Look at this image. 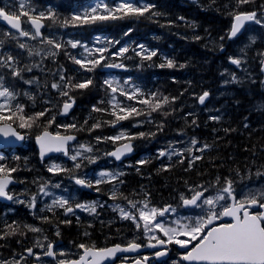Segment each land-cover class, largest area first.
<instances>
[{
    "label": "rangeland",
    "instance_id": "rangeland-1",
    "mask_svg": "<svg viewBox=\"0 0 264 264\" xmlns=\"http://www.w3.org/2000/svg\"><path fill=\"white\" fill-rule=\"evenodd\" d=\"M32 1L34 2V0ZM191 1L186 0V2ZM202 1L203 0L197 3L200 8H205L207 5L215 4V6L218 7L220 11L222 9L220 5H217V0H207V3ZM24 2V10H28L26 5L28 1L24 0ZM19 4L20 0H7L0 4V8H4L6 11L19 13ZM90 4L91 3L83 7L78 6L76 11H73L71 4H68L67 0H45L39 13L43 12L45 13V16H47L50 11L55 12L56 10V12H59L60 15L65 13L66 16L70 17L73 13L83 12L85 9L90 8ZM238 8L240 10L239 12L258 11L260 14L259 19L264 21V0H250L249 3L238 4ZM221 14L226 16L228 20V16L232 14V9L227 10L226 14L221 11ZM196 15L199 16V13ZM129 18L130 17H126L123 21L109 20L102 23L108 24L114 28L110 30L111 33L109 35L110 38L113 39L111 44H104L101 40L104 38L105 34L99 35V33L96 31V34H98L96 38H100L98 39L99 41H93L92 44L95 46V48L107 47L109 53H104L108 59L103 61L101 65L97 66L92 72L81 69L80 65L75 64L70 58V56H74L78 59L89 58V56L84 57L81 55L83 52L81 47L73 49L66 43V41L70 39L74 40L70 37V32L67 31L66 28H62L60 31L56 30L48 37V39H55L64 45V47L59 50L54 49L47 43H44L39 47L41 52L38 51V54L36 55L35 48L33 47L35 39H32L31 36L23 37L15 35L16 44L15 48L13 49L8 48L7 45L3 43L0 44V56L6 57L7 55H12L15 57L14 62L17 68L20 67V69H32L28 72L27 70L22 71L21 77H26V79L13 76L11 68L10 75L8 77L0 75L3 77L4 86L16 93L14 105H23L25 115H33L40 111H47V115L37 121L36 126H33L31 129H19L25 132H30L31 138H34L41 130H43L42 126L46 124L48 120L52 119V117H55V122L51 125L49 130L54 132L59 131L60 133L77 131L81 134L82 140L74 148L71 155H74L79 151L82 153L81 156L91 157L95 161L94 163L90 162L89 159L85 161H79V157L76 161H73L70 159L71 155L67 157L64 154H61L58 156L59 158L53 157V160L43 163L36 156L35 149L31 145L32 143H29V145L26 144L25 147L19 151L9 152L5 155L6 162L3 164L9 168H15L16 171L18 168H25V171L28 172L27 174H29H25L26 177L23 178L24 185L21 188L16 189V192L18 193L16 196L19 198V200L24 201V203H18L25 205L24 208L26 209V213L22 215L21 220L24 225H31L42 229V231L38 233L31 231L32 234L28 241V243L32 240L34 241V246L36 248L31 247L34 253L32 256H35L37 259H39V256L43 253V251L46 252L47 246L49 243H51L52 239H55V241H62L63 243L61 245L68 243L64 239L60 240V237L63 234V229H65L67 225L64 222H60L58 220L59 213H65V210L63 208H57L58 210L54 208L52 211H49L46 205L51 204L53 199L59 198L61 196L68 199L69 201L72 199L81 198L82 192L79 188L75 187L76 185L73 182L69 181L70 176L87 178L94 182L96 179H100L99 174L101 172H110L114 174L129 173L128 188L129 194H131L133 197H129L126 201L128 206L131 207L129 201L135 202L136 209H134V211L138 216L137 210L143 207L144 202L148 203L149 208L155 207L157 209H163L166 205L173 204V209H175V212H171V214L168 213L169 215L165 218L157 217L158 220L164 221L166 226L172 227H175L174 222L177 220L183 223L188 217L194 218L203 214L204 210L201 208H197L196 210L182 209L183 202L181 197L183 196L185 198H191L195 191H202V189L199 187L200 185H209L208 187H205L208 189L215 187L219 188L224 185L225 179H231L233 181V188L235 189L238 198H240L242 192H247L249 189L264 190V169H248L245 173L240 171L230 175H220L218 176L220 179L219 185H216V180L218 177L209 181L206 176L198 178L195 180V182L186 183L177 180L173 182L172 187L169 189L166 185H164L167 180L155 182V184L150 186L146 184L147 176L152 175L153 177H156L157 175H161L167 171L170 172L174 169L192 171L194 169L201 168L200 164L202 160L208 164L209 158L212 156L210 155L211 152L217 148L213 140H218L219 137L223 138L225 136V134L222 133L224 132V126L218 127V130L215 131L214 124H217L220 120H223V123L228 121V116L232 115L233 113L232 100H237L236 97L239 94H248L250 96V99L246 100L244 106H247L249 102L258 101V110L264 109V104L261 103L264 102V74H262V65L264 62V24H255L251 26L249 31L242 39L238 41H231L229 42L228 46H222L218 44L219 50L213 51L214 57L217 59L219 66V69L217 70L218 79L215 82L211 81L207 83L199 78V76H194L186 69L185 65L181 67V62L175 61L174 54L171 53V51H166V56H170L175 64V67L169 68L168 70H170V72L180 73L179 80L181 82H184L185 80H191L192 82L194 81L193 84H190L187 86V88L183 89V99L181 98L180 100H172L170 96L164 93L161 87H158L155 84L147 87L149 79L153 77V73H147L143 75L139 72L140 67L136 68L134 74L129 70H124V67L123 70L122 68H118L119 72L116 68L114 71H107L105 69L107 68L104 66L105 64L115 63L112 57L114 55V50L117 48L120 50L122 47H135L136 51H142L140 46L143 45V48L147 49L149 52L151 50H155V48L149 47L146 43L141 42L142 39L135 41L136 34L138 32L136 30L132 31V25L129 27H118L119 24L126 22V19L129 21ZM233 20L230 24L231 26L233 24ZM47 21L50 24H62L58 18L47 19ZM132 21L135 22L134 18ZM134 25L137 27L139 24L134 23ZM27 31L34 34V31L30 28H28ZM229 32L230 30L228 31V35ZM5 33L6 32L0 28V41L2 40ZM116 41H119V43H115ZM220 42H222V40H220ZM20 44H25L26 47L20 48ZM86 46L89 50L90 48H93L89 45ZM52 51H56L57 55L54 57L48 55V53ZM144 53L147 55V52ZM123 56L125 55L123 54ZM159 57L161 58L160 55ZM91 58H95L94 53ZM231 58L240 59L242 61L241 65L237 66L232 64L230 62ZM167 59H169V57H164L163 60L165 63ZM32 64H34V66ZM37 67H40V70ZM4 70H8V68H0V71ZM61 74H63L66 79H71L73 84L82 82V80L84 81L90 77L94 83H92V85L86 89H72L70 91V96L75 98V94L86 91L90 88L93 91L90 94L93 100L91 102V106L88 107H85L84 104H80L74 115L68 119L58 118V110L60 105H62L69 98L66 96H61L57 89L51 87L53 83L63 84V82L60 81ZM70 74H73V76ZM233 76L236 77L235 81L232 79ZM133 78H137L138 83L133 80ZM29 80L33 81V83H26V81ZM105 80H111L113 82V87L118 89L123 88L128 92H132L134 87L139 89V92L142 95L138 94L137 100L132 101L129 106H135L138 109L150 111L147 106L139 104L138 100L142 98L151 99L153 96L155 97L154 100L157 101H163V98L167 97L169 103L162 104V107L157 111H151L150 116L141 115L138 117H132L128 120L119 121L115 124V126H113L111 123H108L114 119V117L109 114L111 111L109 101L112 100V97L110 96L112 92L104 83ZM129 80H131L130 83H125V81ZM153 81L155 80L153 79ZM23 89H27V95L23 93ZM204 92H208L211 95V100L206 106H200L199 97L203 95ZM31 94L33 95V98L30 99V97H32ZM115 96L118 100V95L116 94ZM119 97L122 100H127V98L124 96L120 95ZM76 98L78 99V97ZM22 101H24V104H22ZM101 101H103V103H101ZM237 103L238 101H235L234 104L237 106ZM94 106L109 110L107 112L109 117L106 119L101 118V121L99 122L101 125L99 129L101 131H99L100 133L97 134L95 133V130L98 128L90 131L92 128L88 126L89 121L92 119L93 113L99 114V112L93 111ZM236 111L242 110L237 109ZM185 112L192 114L193 118L190 122L184 119V116L189 118V116L184 115ZM211 116L219 117V119L213 120L211 119ZM149 117H151V123H148ZM85 121H87V123H85ZM176 123L182 124L178 125ZM14 124L17 125V123ZM70 124H75L76 128L66 129L64 127H58L60 125ZM208 124H210V127H208ZM121 132H124L126 137H135L133 140L138 143V156L132 161L126 162L122 165H117L109 158L108 153L116 148L115 145L118 142H122L126 139L113 141L106 138L117 136ZM141 132L145 133L146 135L144 137H139L138 134ZM153 133L154 135H152ZM97 137H100L101 139L97 140ZM193 139L198 142L195 146L191 144ZM205 144L209 145L210 147L205 149L203 152L197 151V149L201 148ZM88 147L92 149L91 152L86 151V148ZM187 148H192L191 154L185 151ZM176 150L183 151V157L173 154V152ZM208 150L212 151L208 153L207 157L203 156V154ZM162 151L165 152L166 155L160 156V152ZM169 155H171V159H169ZM193 155L201 156L202 159L195 161L191 168H189V162L191 161L190 158ZM16 157H19V159H16ZM183 158L187 159L185 163L180 162ZM141 161H144V163H141ZM76 163H80V168H90L92 170L98 168L99 172L95 177H93L92 173H83L81 176H79L80 174L65 175V172L53 173L48 171L49 166L52 164H58L63 168L71 169L74 168ZM202 165L206 168V165L203 163ZM257 173H261L262 175H257ZM134 176H137V181L139 184H143V188H140L141 192H138L137 194H134L132 191L135 190V187L131 185L132 181L134 180L132 177ZM57 184L60 186L55 187ZM41 185H47L46 190L50 193V195L45 196L40 192ZM213 185L216 186L213 187ZM113 191H116V189L103 192L102 194H90L87 199L83 201V204L91 205L95 203L96 212L92 213L83 209V212L86 214V216L90 218L92 217V214H104L102 217L113 215V221L121 226L120 228H126L134 238L142 237L141 239L148 240L149 236L155 235L162 239H166V237L163 236V233L159 230H156L154 233H145L143 227L137 229L136 223L132 220L127 219L124 221V218L121 216L119 211V209L122 208V205L120 202H117V198H112ZM169 193L172 197L170 199L165 198L164 196H169L167 195ZM215 194L216 191H208L207 193V195ZM34 195L36 196V206L35 208H31L29 207V204L31 202L32 196ZM17 208L18 207L9 209V207L5 206L3 210L5 214L7 213L6 216L10 217L12 215H18ZM219 210L220 209L217 208V211ZM44 217H53L54 220L52 223H46V221L42 219ZM4 223H6L5 219L2 220V225ZM90 223L93 224V222ZM219 223H225V221H219ZM57 232H59V235L56 234ZM37 241H39L43 247L37 246ZM75 244L78 245L79 241H75ZM174 245V243L170 244L172 248H174ZM56 246L57 245H53V248ZM60 250L61 253H63V255L60 254V260L69 259L79 253L78 250L71 252L66 250L63 251V249ZM181 257L182 254L175 251L171 255L170 261L165 264H184V261L181 259ZM0 264H7V262H2ZM9 264H22V262L11 261Z\"/></svg>",
    "mask_w": 264,
    "mask_h": 264
},
{
    "label": "snow or ice",
    "instance_id": "snow-or-ice-1",
    "mask_svg": "<svg viewBox=\"0 0 264 264\" xmlns=\"http://www.w3.org/2000/svg\"><path fill=\"white\" fill-rule=\"evenodd\" d=\"M238 4L249 3L250 0H237ZM20 11L19 13L12 12L11 14L5 11L4 8H0V19L7 23L11 29H15L19 36L29 37L36 39L38 36H42L41 28L44 25L41 23L44 19H55L56 13L49 12L47 16L45 13L41 12L39 15L32 14L33 10L29 8L25 9L24 0H20L19 4ZM155 8V5L149 3L137 4L135 0H119V2L110 5L105 2V0H99L94 6H91L88 9H85L83 12L73 13L70 17L63 19L62 26L68 27H78L85 24H95L97 22L105 21H115L121 20L126 17H141L145 16L146 13H150L151 16L161 15L159 12L152 11ZM21 17H27L26 21L29 23L35 30L34 34L26 31L22 28ZM181 19H183L181 17ZM246 22H255L258 25L264 24V21L257 18L256 12H239L234 15V23L229 32V39L237 37L238 33L244 28ZM127 34V33H126ZM11 35V33H8ZM200 39V37H196ZM221 39H224L221 37ZM48 45H51L54 49H61L64 45L58 42L55 39H46L44 41ZM254 42V41H253ZM66 43L73 49L77 47L85 48V51L89 52V58H76L70 56L73 62L77 65H80V68L92 72L97 66H100L103 61L108 59L104 55L108 51L107 47H98L94 49V53L98 54L95 58L93 56L92 50H89L86 45L81 44L78 40H68ZM109 43H112L109 41ZM115 43H119L116 41ZM2 44V41H0ZM20 48H25V44H20ZM142 52H138L137 55H141L143 59L151 60L152 57L157 55L156 51H148L143 48V45L140 46ZM128 52L127 47H122L117 53L116 56H123V54ZM147 52V55L143 53ZM50 56H56L57 52L52 51L48 53ZM15 57L12 55H7L6 57L0 56V67H10L12 69V75L15 77H21V73L24 70L31 71V68L20 69L16 67ZM230 62L234 65L240 66L242 61L237 58H231ZM105 67L108 68H123L124 65L121 64H105ZM159 67H175L174 61L167 59L165 64H160ZM183 67V65H181ZM22 78V77H21ZM233 81L236 80V77H232ZM61 83H53L52 88L57 89L61 96H66L69 99L63 103L62 114H67L73 104L75 103L74 99L70 96V91L72 89H86L92 85V79H86L82 82L72 83L71 79H66L63 74L60 75ZM129 81H125L128 83ZM26 83H33L29 80ZM104 83L108 86L113 94L119 92L121 96L126 97L128 100H137V96L142 95L139 92L138 88H133L132 92L125 91L123 88L113 87V82L111 80H105ZM27 95V93H25ZM209 93L204 92L203 95L199 97V102L203 104L206 97ZM32 97H30L31 99ZM16 99V93L11 91L8 87H5L3 84V77L0 76V136L3 137H15L17 140H23L19 132L12 127L11 123H17L19 128H28L31 129L33 126L37 125L42 117L47 115V111H40L33 115L24 114V106L20 104L13 105L12 101ZM152 100L155 99L153 96ZM175 100V98H173ZM103 103V101H101ZM111 106V111L109 114L114 117V119L108 123H111L113 126L119 121L128 120L132 117H138L141 115H151V111H157L162 107V104L169 103L167 97L163 98V101H156L152 103L148 98H142L138 100V103L141 105L147 106L150 111H144L138 109L135 106L124 105L122 101L116 99V96L113 95L112 100L109 101ZM95 112H108V109H102L99 107H93ZM213 120H218L219 117H211ZM55 122V117L48 120L46 124L42 126V131L39 135L36 136V141L40 149L41 159L48 153H63L64 155L69 154L68 143L69 141L75 140L76 137L72 135H62L59 131L53 133L48 129ZM87 123V121H85ZM101 125L99 122L93 124L91 130L99 128ZM58 127L76 128L75 124L70 125H60ZM139 137H144L146 134L141 132L138 134ZM154 135V133L152 134ZM135 137H126L124 132H121L119 135L114 137H108L106 139H111L113 141H120L122 139H134ZM100 137H97V140H100ZM198 142L193 139L191 144L195 146ZM84 147V146H81ZM210 146L205 144L201 148L197 149L199 152L205 151V149ZM86 151L91 152L90 147L86 148ZM132 151V146L130 143H125L118 148L116 151L108 153V155L114 156L119 160L125 153H130ZM185 151L192 153V148H187ZM173 154L183 157V151H174ZM82 155L81 152H76L74 155L70 156V159L76 161L78 157ZM166 155L165 152H160V156ZM90 162H95L91 157H86ZM3 159V156H0V160ZM19 159V157H16ZM171 159V155H169ZM202 159L201 156L193 155L191 161L189 162V168L192 164ZM183 163V160L180 161ZM144 163V161H141ZM80 163L74 165L75 169L80 168ZM15 168H9L5 164H0V197H3L7 200H13L14 197L8 191V186L12 183L11 173L15 172ZM49 172L60 173V172H71L72 169L63 168L58 164H52L48 168ZM100 179H96L94 182L87 178L73 177L77 185L83 187H93L99 185L104 181L103 178L107 177L109 180L118 179L119 175L122 173L114 174L110 172H101ZM257 175H262L257 173ZM220 184L219 177L216 180V185ZM216 185H213L215 187ZM57 184L55 187H59ZM47 185H41L40 192L47 196L50 193L46 190ZM202 191H195L191 198L181 197L183 206H192L195 208L203 209V214L197 217H188L187 223H181L179 220L175 221V227L166 226V223L162 220H158L157 217H164L168 212H175L170 205L163 208L157 209L155 207L149 208L148 203L144 202L143 207L138 209V216L132 212H127L123 208H120V214L124 219H130L136 223L137 229L143 227L145 233H154L156 230H159L163 233V236L166 239H161L155 235L149 236V243L147 247L156 248L157 245H166V244H176L182 249L187 251L182 255L181 259L183 261H188L189 264H264V211L253 212V208L264 209V190H252L249 189L247 192H242L240 198H237L235 189L233 188V181L231 179H225L224 185L219 187L215 195H205L209 191L208 188H205L203 185L199 186ZM99 191V188H97ZM112 198L116 199L117 193L113 191ZM127 199V197H124ZM18 203H24L22 200H18ZM131 207L136 209V203L129 201ZM36 206V196H32L29 207L35 208ZM49 211H52L54 208H63L65 214L73 213L74 208L69 204V200L63 196L53 199L51 204L46 205ZM75 208L84 209L92 213L96 212L95 203L91 205L85 204H76ZM217 208L220 210L217 211ZM224 218H230L231 222L217 223ZM46 222L48 221L47 217L42 218ZM143 222L142 225L140 222ZM70 221H65L68 223ZM12 225H9L11 228ZM29 231L32 232H41L42 229L35 226H28ZM15 234V233H12ZM59 235V232L56 233ZM46 239V237H45ZM155 240L156 243H151ZM37 246L43 247L39 241H37ZM80 249H83V254L79 256V259L74 260H60L59 264H105L106 261L114 260L117 253L122 252H133L137 251L142 247V245L136 243L135 241L130 242L126 247L121 245H115L111 248H96L95 245L88 246L85 244H80L78 246ZM29 255H34L31 248L27 249ZM63 255V253H60ZM46 256L55 257L56 253L53 251V245L51 243L47 246V251L45 252ZM157 257L166 255V251H157L155 253ZM148 257H143L142 259H137L134 261V264H146Z\"/></svg>",
    "mask_w": 264,
    "mask_h": 264
},
{
    "label": "trees",
    "instance_id": "trees-1",
    "mask_svg": "<svg viewBox=\"0 0 264 264\" xmlns=\"http://www.w3.org/2000/svg\"><path fill=\"white\" fill-rule=\"evenodd\" d=\"M3 0H0V2ZM71 3V8L73 11H76L75 8L78 6L83 7L93 1L96 0H69ZM155 8L157 11H163V5H167L170 9V13H166L165 15L168 16L169 20H162V19H154L150 21L151 23L155 24L152 30H159L163 32L166 36L168 41H176L178 38L184 40V44H186V57L183 58V64L186 66V69L193 74L194 76H199L205 82H213V80L217 77V71H215V67L217 62L214 57V50L218 51L219 46L218 44L224 46L229 45V38H228V29L230 28V16L227 17L221 14V11L226 14L225 9L221 6V11L218 7L214 4L207 5L203 8V12L200 10L199 18L194 19V23L191 25V22L186 23L180 21V18H184L186 14L184 13L185 9L181 7L180 0H154ZM225 3H229L231 0H225ZM237 0H233L231 4V8H237L235 3ZM219 5V4H217ZM207 12V13H206ZM148 13H146V17H148ZM210 15V16H209ZM59 19L63 20L67 18L65 13L60 15L59 13L57 16ZM146 19V18H145ZM206 19V20H205ZM213 19V20H212ZM212 20V21H211ZM118 21V20H115ZM147 22V23H150ZM150 23V24H151ZM86 28L91 29L93 31L96 29L97 25L95 24H85ZM91 26V27H90ZM186 27V28H184ZM140 29L144 31L150 29L149 26H144ZM185 30L187 31V35H185ZM163 34L160 37L164 36ZM196 37H200V39H196ZM223 37L224 39H221ZM136 40H138L136 38ZM222 40V42H220ZM220 42V43H219ZM129 53L125 57L126 65L130 66L132 71H135L141 65L140 73L145 75L146 70L144 66V62L146 59H143L141 55H137L134 50L129 49ZM159 59V55L152 57V61ZM161 82L159 83L162 86V89L166 92L168 96H170L173 100L183 99L184 92L183 89L187 88L190 84H193L191 80H185L184 82L179 80V73L173 74L170 72L168 68L161 69ZM94 84V83H93ZM95 89V88H93ZM187 90V89H186ZM93 91L89 88L86 91L78 92L76 95L78 97V103L84 104L85 107L91 106L92 96L90 94ZM238 101V105L236 106L234 103L235 101L232 100V108L233 113L232 115L228 116V121L223 124H214L215 127H222V133L225 134L223 138L218 140H213L216 144L217 148L211 152L212 155L209 158L208 164L202 160L200 166L201 168L194 169L192 171H184L181 170H172L164 172L161 175H157L156 177L147 176L146 184L148 186L155 184V182L165 181L167 182L164 184L169 189L172 187L173 182L180 180L182 182H195L198 178L202 176H206L208 180H213L220 175H230L233 173H238L240 171L246 172L248 169H253L257 167H264V109L258 110V101H252L244 106L246 100L250 99V96L238 95L236 97ZM157 100H151L152 103H155ZM264 104V102H261ZM237 109H241L242 111H236ZM76 110V109H75ZM186 116L184 119L187 121H191L193 116L192 114H188L185 112ZM107 112H99V114H94L92 119L89 121L88 126L92 128L93 124L100 122L101 118H108ZM181 125L182 123H176ZM210 127V124H208ZM96 134L100 133L101 131L99 128L95 130ZM98 131V132H97ZM227 133V134H226ZM220 147V148H219ZM36 156L39 158L38 154ZM206 159V158H205ZM208 160V158H207ZM206 165V168L202 165ZM147 167V166H145ZM214 167V168H212ZM28 172H24L27 174ZM134 180L132 181L131 185L135 187V190H132L134 194L141 192V187L143 188V184H139L137 181V176L132 177ZM126 193V192H125ZM169 196H164L165 198H171V194H167ZM127 197V199H124ZM129 197H133L131 194L127 193L123 195L121 198H117V202H126ZM52 220H48L46 223H52L54 218L50 217ZM60 222H63L60 218L58 219ZM17 222L16 227L17 229H27L24 223ZM14 223V222H13ZM67 226L63 229V239L66 242H74L79 241L81 243H88V242H95L99 245L107 242H116L120 240L121 233L119 225H103L98 226L94 225L91 226L90 224H79L76 220H72L70 223H65ZM9 223L7 226L0 225V245L2 244L5 250H10L8 255L12 254L13 249L17 248L18 245L22 247V245L27 246L29 237L26 238V241L20 242L15 239L16 234H12L11 236L14 239L7 238L3 240L2 238V229H9L12 230L13 228H9ZM125 230H127L125 228ZM8 245V246H7ZM11 248V249H10Z\"/></svg>",
    "mask_w": 264,
    "mask_h": 264
},
{
    "label": "flooded vegetation",
    "instance_id": "flooded-vegetation-1",
    "mask_svg": "<svg viewBox=\"0 0 264 264\" xmlns=\"http://www.w3.org/2000/svg\"><path fill=\"white\" fill-rule=\"evenodd\" d=\"M26 231L27 230H25V229H12V230L2 229L1 230L3 240H6L7 238H9L11 240L14 239L11 236V232H14L16 234V236H17V237H15V239H17V241H20V242L21 241L22 242L23 241L25 242L27 237H29V238L31 237L32 232L28 230L27 233H26ZM123 240L124 239L121 238L120 240H118L116 242L110 241V242H107V243H103L102 245H99L98 243L93 242V244L96 245V246H98L96 248H99V247L100 248H105V247H108L111 244H115V243H116V245H124V246H127L130 242H132V239H129L127 241L122 242ZM134 241L136 243L140 244V245H143V246H146L149 243V241L146 240V239H140V240H134ZM62 243H63L62 241H55V239H52L51 240V244L52 245L53 244H56L57 245L56 248H54V250H53L56 253V255H55L56 260L55 261L50 260L49 256H46L45 255V251H43V253L40 254L38 261H35L34 256L33 257H28L26 255V253H25L26 250L29 249V248H31V247L36 248L34 246V241L33 240L30 241L27 246L22 245V247H21V246L18 245L17 248L13 249L11 255H8L10 253V250H8V249L5 250L4 246L1 244L0 245V263L7 262V264H9V262H11V261H17V262H20L21 261L22 264H34L35 262H37L38 264H50V263H52V264H58V258H59V255H60V250L59 249H60V246H61ZM151 243H153V241H151ZM65 244H70L72 246H76L77 247L80 244H85V243L79 242V244L76 245L74 242H69V243H65ZM46 251H47V249H46ZM82 252H83V250H82ZM148 255H151V254H148ZM77 258L78 257L73 258L71 260H74V259H77ZM138 258L139 257H124L122 259L117 260L113 264L132 263L135 260H137Z\"/></svg>",
    "mask_w": 264,
    "mask_h": 264
},
{
    "label": "water",
    "instance_id": "water-1",
    "mask_svg": "<svg viewBox=\"0 0 264 264\" xmlns=\"http://www.w3.org/2000/svg\"><path fill=\"white\" fill-rule=\"evenodd\" d=\"M1 23L3 24V25H5L6 27H8L9 29H11V27L9 26V25H7V23L6 22H4L3 20H1ZM21 23H22V28H23V22H22V20H21ZM42 23V22H41ZM247 23H249V22H246L245 23V25L247 24ZM43 24V23H42ZM42 29V28H41ZM11 30H13V31H16L15 29H11ZM242 31V30H241ZM17 32V31H16ZM241 33V32H240ZM240 33H238V34H240ZM263 70H264V65H263ZM207 98L208 97H206V99H205V101L207 100ZM71 110H72V108L69 110V112L67 113V114H61L62 116H68V115H70V113H71ZM13 127V126H12ZM14 128V127H13ZM23 136V135H22ZM24 140V139H23ZM23 140H17L15 137H11V136H9V137H3V136H0V148H3V147H6V146H12V145H19L20 143H22L23 142ZM72 142H74V140H72V141H69V143L68 144H70V143H72ZM130 144H131V146H132V151L130 152V153H125L119 160H123L125 157H127V156H131V154L134 152V150H133V142H130ZM121 148V147H120ZM56 152H53V153H48V154H46L45 156H44V158H46V157H49L50 155H52V154H55ZM12 184H16V182L14 181V180H12V183L8 186V188L12 185ZM1 200H3L4 202H7V203H10L11 201L10 200H7V199H5V198H3V197H1L0 198ZM190 207H192V206H190ZM224 219H230V218H224ZM165 247H167L166 245H157V247L156 248H150V249H164ZM180 248V247H179ZM182 251H185L186 249H182V248H180ZM168 254H169V251H166V255H163V256H160L159 257V259L160 260H162V259H166L167 258V256H168Z\"/></svg>",
    "mask_w": 264,
    "mask_h": 264
},
{
    "label": "bare ground",
    "instance_id": "bare-ground-1",
    "mask_svg": "<svg viewBox=\"0 0 264 264\" xmlns=\"http://www.w3.org/2000/svg\"><path fill=\"white\" fill-rule=\"evenodd\" d=\"M58 7V6H57ZM207 13V12H206ZM200 14V13H199ZM210 16V15H209ZM206 20V19H205ZM213 20V19H212ZM211 20V21H212ZM18 36V35H17ZM29 49V48H28ZM25 52H27V51H25ZM31 54V53H30ZM82 55V54H81ZM40 56V55H39ZM18 57V56H17ZM79 57V56H78ZM33 66H34V64H32ZM20 68V67H19ZM38 68V67H37ZM40 68V67H39ZM38 68V69H39ZM259 68V67H258ZM40 70V69H39ZM11 71H12V69H11ZM28 72V71H27ZM43 72V71H42ZM49 72V71H48ZM26 76V75H25ZM86 76V75H85ZM34 77V76H33ZM81 78V77H80ZM91 78V77H90ZM89 78V79H90ZM23 79V78H22ZM29 79V78H28ZM82 79V78H81ZM74 80V79H73ZM86 80V79H85ZM81 81V80H80ZM83 81V80H82ZM75 83V82H74ZM30 87V86H29ZM38 87V86H37ZM47 89V88H46ZM217 89V88H216ZM27 90V89H26ZM147 90V89H146ZM33 91V90H32ZM50 91V90H49ZM26 93V92H25ZM30 93H32V92H30ZM142 93V92H141ZM32 95V94H31ZM25 96V95H24ZM40 97V96H39ZM75 97V96H74ZM32 98H33V95H32ZM41 98V97H40ZM76 98V97H75ZM77 99V98H76ZM42 100H44V99H42ZM46 100V99H45ZM65 100V99H64ZM68 100V99H67ZM190 100V99H189ZM45 102V101H44ZM58 103V102H57ZM33 104H34V102H33ZM81 104V103H80ZM32 105V104H31ZM46 105V104H45ZM59 105V104H58ZM28 106V105H27ZM61 106V105H60ZM83 106V105H82ZM35 107V106H34ZM55 107V106H54ZM58 109V108H57ZM29 110V109H28ZM52 111V110H51ZM54 113V112H53ZM51 114V113H50ZM53 115V114H52ZM50 116V115H49ZM212 117V116H211ZM59 118V117H58ZM59 120V119H58ZM168 129V128H167ZM166 132V131H165ZM26 164V163H25ZM28 164H30V163H28ZM35 166V165H34ZM28 226H31V225H28ZM38 233V232H37ZM8 246V245H7ZM32 246V245H31ZM11 249V248H10ZM4 257V256H3ZM2 257V258H3Z\"/></svg>",
    "mask_w": 264,
    "mask_h": 264
}]
</instances>
